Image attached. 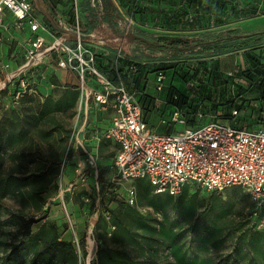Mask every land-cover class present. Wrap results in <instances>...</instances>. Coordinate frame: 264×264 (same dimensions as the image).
<instances>
[{"label": "rangeland", "instance_id": "rangeland-1", "mask_svg": "<svg viewBox=\"0 0 264 264\" xmlns=\"http://www.w3.org/2000/svg\"><path fill=\"white\" fill-rule=\"evenodd\" d=\"M38 1L42 6L40 12L49 13L48 6H44L42 0ZM110 1L115 7H119L125 16H130L118 0ZM242 2L245 4L246 0ZM139 4L148 6L151 1L140 0ZM68 11L69 9L64 8L56 9L54 24L58 28L69 27L63 22L64 19L67 20ZM101 13L99 9L94 10L90 0H80L82 37L84 39L86 36L97 37L102 44H106L112 50L122 49L130 54L129 34L141 23L139 21L141 15L133 16L134 22L127 31V36L122 34L124 37L117 35L106 25L103 27L98 25L96 32L85 26L87 22L91 24L96 17L99 18L98 15ZM149 16L146 14L144 18L148 19ZM114 17L112 20L118 19ZM234 18L224 27L212 30L213 34L217 35L230 28H235L240 35L264 32V16ZM2 31L0 27V32ZM26 32L29 35V32ZM174 34L189 36L188 32L184 31H177ZM111 35L118 38V41L112 43ZM107 37L110 39L104 43L101 39ZM260 50H264V47L255 51ZM149 56L158 61L165 59L164 55L159 53ZM202 60L183 57L177 74L172 75L171 70L168 71L166 84L183 89L188 101L198 104L203 99V90L206 87L212 90L219 87L220 90L226 81L231 87V82L234 80L241 85L247 84L245 78H233L237 70H245L247 66L243 52L221 57V73L218 72V77L221 76L215 80L201 71L192 77L194 66L200 64ZM49 61L53 63L52 66H48L46 76L55 74L60 81L57 79H54L57 83L44 79L39 81L38 93L31 102H28L30 97H26L18 105L12 103L5 92L8 86L5 72L2 71V75L0 74V124H5L9 128V121H12L13 124H23L26 128L25 133L22 134L24 137L19 139L21 141L5 146L0 152V182L7 179L10 174L18 178L29 174L36 177L43 174L42 179L22 187V193L13 189V186L10 187L12 190L8 188L4 191L5 185L0 184V240L10 244L18 243V225L11 219V213L18 212L26 218L40 221L32 226L33 234L44 222L49 226L54 225L61 239L72 243L77 253V264H98L97 251L103 247L120 252L124 260L122 264H174L170 249L172 243L182 245L183 251L187 252L189 258L206 260L210 263L264 264V226H259V217L250 216L253 206L249 195L239 187L216 193L208 192L196 184H189L185 186L183 199L178 197L169 200L167 195L156 194L147 180H136L132 184L136 190V202L130 207L136 209L139 215L125 212V208L118 206V203L128 205L124 197L125 189L122 188L123 183L118 180L113 168L118 147L109 140L103 145L101 153L107 160L109 159V164L100 167L87 183H76V177L70 183L71 187L68 185L66 187L63 176L72 156L84 155L77 140L83 136L84 129L92 124L89 119V109L85 104L80 106L77 102L75 110L61 114L52 113L57 118L59 116L58 120L62 127H58L57 124H38L39 128L51 132V136L46 138L38 133V126L30 128L21 119V116L25 117L30 108L32 109L39 101L43 102L49 96H52L53 101L58 100L65 92L62 86L69 79L63 76L64 71L55 68L54 59L49 60L48 57L43 59L44 64H48ZM14 69L15 66L11 63L9 70ZM155 80V76L151 73L147 80L149 82L147 93L162 100L164 92L156 91ZM176 126L177 131L184 129L181 124ZM53 162L59 163L57 173ZM145 188L149 189L148 196L144 194ZM44 189V193L37 194ZM29 190L32 191L31 196L27 195ZM150 201H154L155 204L151 205ZM113 219L119 222L121 227H116ZM162 230L165 234H162ZM210 230L215 232L216 238H212L209 243L203 242L202 237ZM76 239L79 241L78 244ZM22 241L30 246L25 254L29 262L33 252L32 241L31 239ZM9 253L10 249L0 245V264H7L6 257ZM22 257L23 253L18 254L11 264L20 263Z\"/></svg>", "mask_w": 264, "mask_h": 264}, {"label": "trees", "instance_id": "trees-1", "mask_svg": "<svg viewBox=\"0 0 264 264\" xmlns=\"http://www.w3.org/2000/svg\"><path fill=\"white\" fill-rule=\"evenodd\" d=\"M118 1L130 13V16L141 15L140 24L148 33L136 29V32L134 31L130 35L131 53L129 55L119 58L116 62L115 52L108 56L103 52H98L95 57V65L111 81L123 83L130 92L135 93L137 91L140 93L138 101L142 108L145 122L147 114L154 111V113L164 118L165 121L167 120V123H170L171 115L175 111H179L181 118L186 122L187 128H194L200 126L199 124H205L210 121L229 125L236 129L245 127L250 131H258L264 128V50L255 51L264 47V32L255 33L248 38L237 37L236 35H240V33L235 28L222 31L217 35L212 32L214 29L231 23L234 17V19H247L264 16V0H246L245 4H243V0H150L151 4L148 6L139 4L140 0ZM42 2L46 3L53 17H56V9H69L66 15L67 20L64 19V22L69 26L74 24V0H42ZM102 5L104 12L103 21L106 25L115 29L112 20L113 16L111 15L110 0H102ZM78 6L80 11V0H78ZM35 14L39 17L37 10H35ZM146 14L150 15L149 20L146 17L144 18ZM97 25L94 20L91 24L87 22L85 26L87 28L90 27V30H92ZM177 31L196 32V34L189 36L174 34ZM1 36L4 39L7 38L5 34L0 33ZM3 42L0 45L4 44L7 46V53L4 63L1 64L0 61L1 75L5 72V65L10 66L13 63L15 66L14 70H16L25 64L22 49L16 44V41L10 42V45L5 41ZM239 52H243L247 60V66L245 70H237L233 78H245L247 81L246 85H241L232 80V85L230 84L232 88L228 85V81L223 84V88L220 90L219 87L213 90L204 87L203 99L198 104L189 102L183 89L172 86V84H166L168 71L171 70L172 75L177 74L183 57L203 59L200 64L194 66L192 77L201 71L209 78L215 80L221 76L218 77V74L221 73V57ZM156 53L163 54L165 59L158 61L155 58H150L149 54ZM115 63L117 67L114 66ZM160 72L165 74L166 78L162 89L158 90L157 85L155 89L158 93L164 92L162 100L147 93L149 75L153 73L156 79ZM46 74L47 69L45 70L44 65L21 75L19 78H26L29 85L25 94L17 103L15 95L20 91L17 78L12 84H6L8 86L5 92L14 104H20L26 97H30L28 102H31L33 97L35 98L34 95L38 93L39 81L43 79L54 81L53 83H57L54 79L60 81L55 74L50 76H46ZM155 82L157 84L156 80ZM51 85L53 84L51 83ZM62 87L65 92L60 99L53 101L52 96H49L43 102L39 101L32 109L30 108L25 117L21 116L22 122L30 128H35L40 123L44 125L57 124L58 127H62L58 120L60 119L59 116L57 118L52 113L61 114L66 113L68 110H75L79 99L77 86L63 84ZM30 91H35L36 93H31ZM235 112L236 114H234ZM198 114L202 116V119H198ZM170 126L174 127L173 125ZM37 130L41 137L51 136V132L47 129L39 128L38 126ZM89 130H95L93 133L101 134L106 128L87 127V129L85 128L84 137L88 136ZM25 131L26 128L23 124H13L12 121H9V128L5 124H0V152L5 146L21 141L19 139L24 137L22 134ZM107 141L105 139L100 141V153H102L103 145ZM91 147L92 145L88 148L92 149ZM92 156L94 157L96 154L94 153ZM109 156L111 157L112 154ZM58 164V162H53L56 173L58 172ZM24 176L23 178H18L14 174H10L0 184L5 185L4 191L13 186V189L21 192L22 187L31 185L37 179H42L43 174L37 177L32 174ZM10 189L12 190V188ZM183 191L176 197L169 195L167 197L169 200L178 197L183 199ZM44 192L45 189L37 194ZM144 192L148 196L149 189L145 188ZM31 193L32 191L29 190L27 195L31 196ZM150 203L151 205L155 204L154 201H150ZM251 203L253 207L250 210V216L256 218L253 215L255 211L254 203L252 201ZM118 206L125 208V212L139 215V212L130 207V205L118 203ZM11 219L18 225L17 235L19 239L17 244H10L5 240H0L1 246L10 249V253L6 257L7 264H11L14 257L18 254L22 255V253L21 262L16 264H77V253L72 243L62 240L54 225L49 226L44 222L37 232L33 234L32 226L40 222L39 220L26 218L18 212L11 213ZM113 224L116 227H121V224L114 219ZM153 230L156 231V229ZM163 230L162 234H165ZM207 234L208 238H206ZM207 234L202 237L203 242L209 243L212 238H216L215 232H211V230ZM23 239H31L32 241L33 252L29 262H27L25 254L30 246L25 241H22ZM170 249L174 264H216L206 260L189 258L187 252L183 251V246L177 243H172ZM97 256L98 264H122L124 262L120 252L105 247L98 249Z\"/></svg>", "mask_w": 264, "mask_h": 264}, {"label": "built area", "instance_id": "built-area-1", "mask_svg": "<svg viewBox=\"0 0 264 264\" xmlns=\"http://www.w3.org/2000/svg\"><path fill=\"white\" fill-rule=\"evenodd\" d=\"M90 2L94 10L102 12L95 21L103 27L106 24L102 0ZM37 3V0H0V27L3 29L0 33L9 34L5 39L1 36L0 43L5 41L10 45L16 41L25 58V64L14 71L9 70V65L4 66L7 84L18 79L20 91L15 95L16 103L29 85L26 78L19 77L38 66L45 65L46 70L51 61L44 64L43 59H54L55 68L66 72L68 79H73L69 84L77 86L80 106L91 100L97 110L113 113L106 130L101 134L94 133L93 139L97 142L109 140L118 147L113 168L123 185L130 184L126 186L124 196L128 205L134 206L136 202V190L132 185L136 180H147L156 194L173 197L180 195L189 184L216 193L239 187L254 203L253 215L260 218L259 226H264V128L250 131L213 121L187 128L180 112L175 111L170 123H163L181 124L184 126L182 131L165 134L153 131L145 122L136 93L130 92L123 83L111 81L96 67V54L103 52L108 56L111 52L85 43L78 0H74V24L57 30H49L42 24L35 14ZM111 10V15L118 18L113 20L115 33L127 36L133 17L125 16L113 3ZM9 16L13 19L11 25L6 23ZM101 40L108 41L107 38ZM126 55L127 51L116 50V62ZM165 78L161 72L157 75L158 90L162 89ZM198 119H202L200 114ZM86 160L94 168L93 157ZM87 181L86 172L78 169L76 183Z\"/></svg>", "mask_w": 264, "mask_h": 264}, {"label": "crops", "instance_id": "crops-1", "mask_svg": "<svg viewBox=\"0 0 264 264\" xmlns=\"http://www.w3.org/2000/svg\"><path fill=\"white\" fill-rule=\"evenodd\" d=\"M43 4H44V6H47V5H45L46 3L43 2ZM44 6H43V8H44ZM41 7L42 6L39 4V1H38L37 6H36V10L39 12V17L38 16L37 17L42 21V24H44L49 30H54V29L56 30L58 27L54 24L55 17H53L50 14V12L49 13L48 12H40ZM12 21H13L12 17L9 16L6 23L11 25ZM106 26L108 28H111V30L113 32H115L111 26H109V25H106ZM114 26H115V24H114ZM97 28H98V25L95 29H92V31L96 32ZM136 29H140V30L145 31L144 30L145 28L141 24H139V26L132 29L131 33H133L134 31L136 32ZM131 33L129 35H131ZM145 33H148V32L145 31ZM188 34L189 35H195L196 32H190V33L188 32ZM6 35H7V37H9L8 36L9 34H6ZM15 36L17 37V35H15ZM130 38L131 37L129 36V39ZM107 39H110V38L107 37ZM84 40H85L86 44H90V45H93L96 47L107 48L108 50H110L111 54L114 52L116 53V50H114V49L112 50V48H110L106 44H102L97 37L91 38V36L90 37L86 36ZM110 41L112 43H114L113 41H115V42L118 41V38H116L115 36L113 37V35H111ZM6 53H7V46H5L4 44L0 45V61H1V64H3L5 59H6V57H5ZM67 75L68 74L66 72H63V76H65L68 79L69 76L67 77ZM71 81L73 82V79L70 78L69 80H67V82L65 84H69ZM135 93H136V98L138 100V95L140 93L137 91ZM85 106L87 107V109H89V119L92 121V124L89 127H94V128L99 127V128L105 129L109 126V124L111 123V120H112V115H113V113L111 111H109L107 113L98 112L97 109L94 107V104L91 100H89L87 103H85ZM91 112H92V114H91ZM163 121H165L164 118H162L160 115H157L156 113H154V111L148 113L146 116L147 124L158 133H168L171 131H177V126L172 127L170 125H167L166 123H163ZM165 122H167V120ZM86 129H87V127H86ZM96 130L98 131V129H96ZM94 131L89 130L88 136L84 137V135L86 133L85 129H84V131L82 133L83 136L77 140V142L80 143V147H81V149H83L85 155L82 157H79V156H76L74 154L72 156V159L69 162L67 170L63 176V181L65 182L66 187H67V185L70 186V183L73 182V180L77 177V170L78 169L84 170L86 172V174L88 175V181H90L91 176L93 177V175L97 172V170L100 167L105 166L106 164H109V159L107 160V158L102 156V154L100 153V144H99L100 142H97L93 139V137H94L93 132ZM91 145H92V147H91L92 149L88 148ZM94 153L96 154V156L93 157L92 155ZM87 156L93 157V159L95 161L94 168L89 166V163L86 160ZM126 186H127V184H124V185H122V188L126 189Z\"/></svg>", "mask_w": 264, "mask_h": 264}, {"label": "water", "instance_id": "water-1", "mask_svg": "<svg viewBox=\"0 0 264 264\" xmlns=\"http://www.w3.org/2000/svg\"><path fill=\"white\" fill-rule=\"evenodd\" d=\"M255 33H252V34H243V35H236L237 37L239 38H248L250 36H253Z\"/></svg>", "mask_w": 264, "mask_h": 264}]
</instances>
